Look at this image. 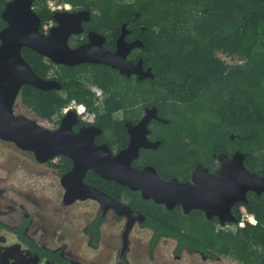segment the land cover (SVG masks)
Instances as JSON below:
<instances>
[{
	"label": "trees",
	"instance_id": "trees-1",
	"mask_svg": "<svg viewBox=\"0 0 264 264\" xmlns=\"http://www.w3.org/2000/svg\"><path fill=\"white\" fill-rule=\"evenodd\" d=\"M10 1L0 0V31L6 26L1 14ZM48 1L34 4L43 21L53 19ZM53 1L90 11L100 27L98 32L116 38L125 25L128 38L143 43L137 51L152 69L153 79L129 81L117 70L101 65L96 66L95 82L105 91L107 113L128 114L137 105L146 104L156 105L164 117L166 123L160 128L163 144L158 151L143 153V162L153 164L168 178L188 181L197 165L212 170L216 159L239 152L247 156L249 171L264 176V0ZM25 50L23 57L34 72L46 78L50 62ZM220 53L237 63H226ZM58 68L59 90L25 86L18 98L38 120L55 125L60 124L64 109L72 101L90 110L98 103L96 95L78 81L79 72L66 65ZM114 123L113 128L118 130L122 122ZM155 154L163 156L154 160L149 157ZM52 168L66 174L71 161L62 156ZM85 182L145 215L141 226L153 231L151 254L161 240L173 239L177 243L176 258L187 251L206 260L230 258L239 264H264V194L248 195V202L242 205L257 223L240 227L238 213L236 220L221 225L218 219H208L200 211L184 214L180 207L169 210L145 201L139 192L104 180L92 171ZM103 222L100 212L87 226L95 246ZM27 225L14 232L33 255L45 262L73 264L60 251L52 252L25 238Z\"/></svg>",
	"mask_w": 264,
	"mask_h": 264
},
{
	"label": "water",
	"instance_id": "water-1",
	"mask_svg": "<svg viewBox=\"0 0 264 264\" xmlns=\"http://www.w3.org/2000/svg\"><path fill=\"white\" fill-rule=\"evenodd\" d=\"M36 1L39 0H11L1 14L6 27L0 31V140L33 153L40 164H47L56 156L71 160V170L61 177L65 205L92 200L100 204L104 213L112 210L116 215L127 218L124 232L126 246L134 224L142 222L143 216L104 191L86 184L89 171L104 180L139 192L145 201L151 200L167 209L181 206L186 213L199 210L208 218L228 217L224 221L229 222L234 221L231 219L232 208L237 203H247L249 193L258 196L264 193V176L249 171L245 165L247 156L239 152L231 159L222 158L224 166L219 177L206 168L198 167L191 182L164 180L150 166L135 168L132 163L139 157L142 147L149 149L159 145L148 142L145 122L139 125L141 127L128 125L131 143L118 154H113L106 145L96 146L94 132L100 133L99 130L82 128L74 131L78 119L73 112L66 115L55 130L42 127L34 119L17 115L15 106L23 87L32 86L41 91L61 87L59 82L46 80L34 72L23 57L24 49L32 50L58 65H105L127 76L142 70V60L134 64L128 56L143 43H127L125 29L114 52L104 50L105 39L97 34L90 35L89 44L72 49L69 39L71 35L82 33V23L91 18L90 12L54 14L58 26L46 36L40 32L42 20L34 9ZM140 128L143 130L139 131Z\"/></svg>",
	"mask_w": 264,
	"mask_h": 264
},
{
	"label": "rangeland",
	"instance_id": "rangeland-1",
	"mask_svg": "<svg viewBox=\"0 0 264 264\" xmlns=\"http://www.w3.org/2000/svg\"><path fill=\"white\" fill-rule=\"evenodd\" d=\"M219 57L228 64L237 63L224 54L220 53ZM15 113L36 120L44 128H54L53 124L38 120L18 100ZM160 133L163 134L162 129ZM162 156L155 154L149 157L154 160ZM60 180L61 175L49 164H39L32 154L0 140V218L8 225L18 226L30 217L28 236L52 250L62 249L69 260L82 264H239L230 258L212 261L187 252L176 258V242L170 239L163 240L151 254L150 230L138 223L129 235L122 258L126 220L116 218L113 211L105 219L100 243L95 249L85 230L97 217L100 205L89 200L66 206ZM17 244L11 235L0 234V249L4 246L22 256L24 249ZM26 258L32 260L31 264H36L35 258L29 255Z\"/></svg>",
	"mask_w": 264,
	"mask_h": 264
},
{
	"label": "flooded vegetation",
	"instance_id": "flooded-vegetation-1",
	"mask_svg": "<svg viewBox=\"0 0 264 264\" xmlns=\"http://www.w3.org/2000/svg\"><path fill=\"white\" fill-rule=\"evenodd\" d=\"M51 1V0H49ZM53 1V0H52ZM37 2V1H36ZM35 2V3H36ZM65 4H68V3H65ZM71 7H70V10H66L64 12H57V13H70V14H74V13H77V12H81V11H87V10H83V9H78L76 7H73L71 4H69ZM35 7V6H34ZM51 12V11H50ZM90 12V11H89ZM54 14L56 13H53V19H54ZM91 14V12H90ZM42 22L41 24L44 22L43 19L41 18ZM57 23L54 22V27H53V30L57 27ZM6 27V26H5ZM4 27V28H5ZM3 28V29H4ZM99 26H98V22L94 21V18L91 14V18L88 20V21H83L82 23V33L79 34V35H71L70 39H69V46L70 48L72 49H76V48H79L80 46L82 45H86V44H89L91 42L90 40V35L91 34H97L101 37H103L105 39L104 41V44H103V48L104 50L106 51H109V52H114L116 50V47H117V43H118V40L120 38V36L122 35V32L123 30L125 29L126 33H125V41L127 43H132V42H137L139 40H131L128 38V34H129V31L126 29V26L123 25L122 28H121V32L117 35L116 38H112L110 37L107 33H101V32H98L99 30ZM52 30V31H53ZM51 31V32H52ZM50 32V33H51ZM49 33V34H50ZM48 34V35H49ZM47 36V35H46ZM143 47V46H141ZM140 48V47H137L135 49H133L131 51V53L129 54L128 56V60L134 64H138L141 60H142V70L140 73L138 74H132L131 76H127V75H122V76H126L129 81L132 80V81H144V80H147V79H153L154 78V74H153V71L151 68H149L148 66H146L144 64V61L142 59V57H139V54H138V51L137 49ZM24 52H26V50L24 49L23 50V56H24ZM45 58V57H44ZM33 59V62L36 63L34 59V57H32ZM47 62H50L48 63L50 66V70H49V73L48 75L46 76V80H54V81H58L59 79V76H58V73L61 74V70H59L58 66H65V65H58V64H55L53 62H51L49 59L45 58ZM26 60V59H25ZM96 66H101V65H95V64H79V65H76V66H68L70 68H74V71L75 72H79L78 73V81L87 89H89L92 93H94L98 99V103L96 104V106L94 107L93 110H89L91 112H94L95 114V118H94V121L91 125L89 124H84L81 120V118H79L77 116V119H78V124L75 126V130L74 131H78L82 128H88V129H91L93 131H95L94 129L96 130H99L100 133H97L96 131L94 132L95 134V144L96 146H102V145H106L109 147V149L113 152V154H118L119 152H121L122 150H124L125 148H127L129 146V144L131 143V139H132V136H131V133L129 131V127L128 125H132L134 127H137L139 125H142L144 122L146 123V126H147V129H148V133H147V140L148 142L150 143H153V144H156V143H159V145L157 146V148H149V149H146L144 147L141 148L140 150V154H139V157L133 161L132 165L135 167V168H139V169H143L145 167H153L156 169L158 175L164 179V180H171V179H178L180 182H191L192 181V178H193V174L194 172L197 170L198 167H203L205 168L204 166L202 165H197L192 173H191V178L188 180V181H183L179 178H168L164 175H160L157 168L153 165V164H148V161H145L143 162V159H142V154L145 153V152H148V151H158L160 149V147L162 146L163 144V141L160 139V128L163 126L164 123H166V121L164 122L163 119L164 117L160 114V111L159 109L157 108L156 105H151V106H148L146 104L144 105H137L135 108H133V110H130L131 112H129L128 114H125L123 111H120V112H114V113H107L106 112V107H105V99H106V94H105V91L103 89H101L98 85L95 84L96 82V71H97V68ZM102 66H105V65H102ZM99 70V68H98ZM150 71V74L146 75V73ZM58 72V73H57ZM119 74L118 71H115ZM115 72H112V76L115 75ZM106 74L105 72H103V75L104 77H106ZM141 75H145V76H142ZM111 75L108 76V77H112ZM142 79H141V78ZM60 84V83H59ZM60 89V88H59ZM58 89V90H59ZM73 102V101H72ZM76 102V101H74ZM73 111H69L67 112L66 114L64 113L63 111V115H62V118H61V121H60V124L63 120V118L68 115L69 113H71ZM74 113V112H73ZM113 119V120H112ZM114 120L115 121H119V122H122V123H119L121 124V126L118 128V130H116L115 128H113L115 126V123H114ZM50 124H53V123H50ZM60 124L58 125H54V128L53 129H50V130H55L57 129ZM141 127V126H139ZM143 130V128H140L139 131ZM4 142V141H2ZM5 143H8V142H5ZM11 144V143H10ZM16 147V146H15ZM17 148V147H16ZM19 149V148H17ZM20 150V149H19ZM22 151V150H21ZM24 153H30L33 155V153L31 152H27V151H23ZM235 154H233L232 156H227V155H224L222 156L221 158L219 159H216L215 161V168L214 169H208V171L210 173H212L214 176H217L219 177L220 176V173L222 172V169H223V166H224V161H223V157H227V158H232ZM34 156V155H33ZM60 157L62 156H56L54 157L52 160H50L47 164H49L51 167H52V164L54 165H57L59 164L60 162ZM64 157V156H63ZM35 158V157H34ZM66 158V157H65ZM68 159V158H67ZM36 160V159H35ZM71 161V160H70ZM40 164V163H39ZM71 168H72V162H71ZM54 169V168H53ZM207 169V168H206ZM56 170V169H54ZM71 170V169H70ZM60 175L61 177L64 175H62L58 170H56ZM68 173V172H67ZM171 176V175H169ZM216 177V178H217ZM61 182V180H60ZM87 184V183H86ZM89 185V184H88ZM62 186V185H61ZM91 186V185H90ZM94 187V186H93ZM63 188V187H62ZM64 189V188H63ZM64 194H65V190H64ZM250 194V193H249ZM248 194V195H249ZM255 194V193H253ZM264 194V193H263ZM141 195V194H140ZM256 195V194H255ZM258 196V195H257ZM261 196V195H259ZM248 198V197H247ZM143 199V198H142ZM117 200V199H116ZM89 201V200H87ZM146 201H151V200H146ZM63 202H64V195H63ZM79 202V201H77ZM80 202H85V201H80ZM120 202V201H119ZM153 202V201H152ZM248 202V201H247ZM76 203V202H75ZM123 204H125V202H121ZM65 204V203H64ZM74 204V203H73ZM72 204V205H73ZM99 204V203H98ZM244 204L243 202L241 203H237L233 208H232V211H231V216L232 218L231 219H234L236 220V214H240V218L241 220L244 218V215L251 218L253 217L254 220L255 217L253 216V214L249 213L248 210L242 205ZM100 205V204H99ZM126 205V204H125ZM66 206H69V205H66ZM70 207V206H69ZM100 207V206H99ZM165 207V206H164ZM181 208V206H178ZM166 208V207H165ZM177 208V207H176ZM175 209V208H174ZM182 209V208H181ZM134 210V209H133ZM169 210H172V209H169ZM136 212H139L142 214L143 216V220L142 222H136L133 226V228L135 227V225L138 223L141 224L145 221L146 217L145 215L140 212V211H137L135 210ZM183 213L184 214H189L190 212L186 213L184 212V210L182 209ZM193 211H199V210H193ZM102 212V215L104 217V222L100 228V237H99V241L97 242V246L93 245L92 243V238L89 234H87L86 230H85V234L89 236L90 238V244L93 248H98L99 246V243H100V239H101V236H102V227L105 223V219L106 217L108 216V214L110 212H112V210H109L107 213H104V211L101 209L100 207V210L98 212V214ZM114 212V211H113ZM202 212V211H200ZM204 213V212H203ZM115 214V212H114ZM205 214V213H204ZM116 218H123L126 220V225H127V222H128V219L125 218V217H120L118 215H116ZM206 216V214H205ZM207 217V216H206ZM208 218V217H207ZM228 218V217H227ZM227 218H218V217H214V218H208V219H218L219 220V223L221 225H226V223H230L229 221H224L226 220ZM28 223V225L26 226V229L24 230V234L23 236L25 238H28L29 240H32L34 241L38 246L44 248V249H47V250H50L52 252H57V251H60L61 252V255L68 261V262H71L73 264H82V263H77L75 261H72V260H69L65 255H64V252L62 249H56V250H52V248L50 247H47L45 246L44 244H41L39 243L37 240L35 239H32L31 237L28 236L27 232H28V229L30 228V223H31V220H30V217H26L24 219V221L18 225V226H12V225H8L6 224L1 218H0V225L3 226V228H0V234H8V235H11L16 241H17V245H20L23 247L24 249V254L22 256H19L17 255L16 253H14L13 250H11L10 248H6V247H2L0 249V264H11V260L13 261L12 263H17V262H20V263H24V264H31V261L32 260H29L26 258V256H31L33 258H35V263L36 264H58L57 262H45V261H42L40 259L39 256L37 255H33L30 251H29V248L28 246L22 242V240L20 239V235L18 233H15L14 231L17 230L18 228H21L25 223ZM250 224L249 222L246 221V224ZM245 224V225H246ZM126 225H125V228H126ZM252 225V224H251ZM142 227V226H141ZM142 228H145V227H142ZM87 229V228H86ZM148 230H150V233H151V238H150V243H151V239H152V236H153V231L149 228H146ZM133 230V229H132ZM131 230V232H132ZM125 232V231H124ZM130 232V233H131ZM130 235V234H129ZM23 237V238H24ZM129 238V236H128ZM163 240H169V239H163ZM161 240L160 243L163 241ZM170 240H173V239H170ZM174 242H176L175 240H173ZM159 243V245H160ZM158 245V246H159ZM177 245V243H176ZM127 246H128V243L127 245L125 246V241H124V233H123V255L121 256L123 258L124 256V253L126 252L127 250ZM157 246V247H158ZM150 247V246H149ZM156 247V248H157ZM184 252H187V251H184ZM183 252V253H184ZM151 253V251H150ZM188 253V252H187ZM26 254V255H25ZM153 254V253H152ZM190 254V253H189ZM27 259V260H26ZM123 262V260H121ZM10 262V263H9Z\"/></svg>",
	"mask_w": 264,
	"mask_h": 264
},
{
	"label": "built area",
	"instance_id": "built-area-1",
	"mask_svg": "<svg viewBox=\"0 0 264 264\" xmlns=\"http://www.w3.org/2000/svg\"><path fill=\"white\" fill-rule=\"evenodd\" d=\"M70 5L65 4L62 2L58 1H48V8L52 13H57V12H64L66 10H70ZM54 19H49L44 21L41 26H40V32L43 35H48L54 27ZM69 111H73L79 118H81L82 122L84 124H89L91 125L94 121L95 114L94 112L89 111L85 105L83 104H78L77 102H71L67 108L64 109V113L66 114ZM246 221L249 222L252 225H256V220H254L253 217L249 218L244 215V218L240 221L239 226L240 227H245Z\"/></svg>",
	"mask_w": 264,
	"mask_h": 264
}]
</instances>
